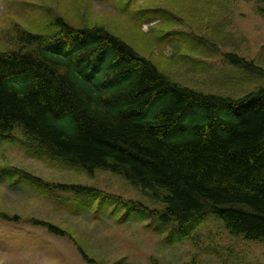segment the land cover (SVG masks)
Masks as SVG:
<instances>
[{
  "label": "trees",
  "instance_id": "1",
  "mask_svg": "<svg viewBox=\"0 0 264 264\" xmlns=\"http://www.w3.org/2000/svg\"><path fill=\"white\" fill-rule=\"evenodd\" d=\"M257 1L264 18V0ZM86 10L85 23L55 12L39 29L16 23L0 36V134L20 129L23 144L89 174L101 169L123 176L163 204L158 210L130 201L163 224L192 229L213 215L230 234L264 243V83L237 98L179 83L115 31L89 22ZM118 10L135 24L151 16V9ZM139 33L145 34L141 26ZM176 48L179 55L183 48ZM223 56L264 79V68L253 61ZM23 174L46 189L104 193Z\"/></svg>",
  "mask_w": 264,
  "mask_h": 264
},
{
  "label": "rangeland",
  "instance_id": "2",
  "mask_svg": "<svg viewBox=\"0 0 264 264\" xmlns=\"http://www.w3.org/2000/svg\"><path fill=\"white\" fill-rule=\"evenodd\" d=\"M88 1L89 11L84 0H0L1 39L16 23L39 29L55 12L74 24L85 23L86 10L89 22L115 31L179 83L234 98L264 83L223 56L236 53L264 68V18L257 0H146L145 4L133 0L117 6L151 9V16L139 24L120 16L114 0ZM139 26L145 34L139 33ZM183 41L199 50H188ZM176 46L183 48L181 55L175 54ZM23 172L48 183H79L104 193L46 189ZM130 201L148 209L163 208L121 175L101 169L89 174L35 145L23 144L20 129L0 134V213L10 218L0 216V264H264V243L230 234L213 215L192 229L181 228L161 223ZM35 219L66 233H50L33 224Z\"/></svg>",
  "mask_w": 264,
  "mask_h": 264
}]
</instances>
